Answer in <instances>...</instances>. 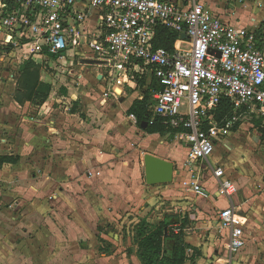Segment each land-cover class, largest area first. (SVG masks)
Here are the masks:
<instances>
[{
  "label": "crops",
  "instance_id": "obj_1",
  "mask_svg": "<svg viewBox=\"0 0 264 264\" xmlns=\"http://www.w3.org/2000/svg\"><path fill=\"white\" fill-rule=\"evenodd\" d=\"M202 2L208 12L224 21L253 26L255 19L264 27V0ZM77 63L65 61L71 67L69 75ZM81 64V71L76 72L84 85L82 89L77 82L79 87H75L80 94L77 105L69 96L54 91L42 105L19 104L14 99L18 79H12L11 89V81H6L7 92L0 91V156L18 157L17 162L0 165V214H11L10 219L0 215V227L9 229L1 232L0 264H142L137 254L130 252L133 239L106 231L104 222L110 225L122 215H143L154 202L170 207L185 198L184 190L193 192L182 182L147 184L143 178L145 154L175 163L178 170L174 178L183 180L186 146L182 158L181 142L171 140L169 134L165 139L162 134L140 130L129 118L132 113L126 115L133 102L143 98L139 90L128 95L122 87L127 84L136 90L135 82L125 75L111 77L99 65L82 74L89 64L84 60ZM124 78L127 81H122ZM64 84L71 90L68 82ZM87 170L100 174L88 177ZM228 175L236 192L219 206L209 199L211 192L217 196L218 180L211 171L202 172L205 200L218 209V214L233 205L242 227L253 226L263 233L264 198L260 189H264V180L243 179L240 186L232 172ZM211 177L217 187L212 186ZM22 182L32 189L23 187L16 193L15 185ZM224 230L228 232L223 247L229 262L242 249L230 254L229 230ZM218 244L221 242L216 240L199 249V257L205 260L202 264H207L212 252L216 260L211 264H220Z\"/></svg>",
  "mask_w": 264,
  "mask_h": 264
},
{
  "label": "built area",
  "instance_id": "obj_2",
  "mask_svg": "<svg viewBox=\"0 0 264 264\" xmlns=\"http://www.w3.org/2000/svg\"><path fill=\"white\" fill-rule=\"evenodd\" d=\"M0 1L5 10L0 12L1 41L10 42L14 33L23 31L27 40L36 37L45 55L66 61L78 54L79 64L86 57L105 61L98 65L109 76L121 71L129 78L134 73L151 84L148 123L160 119L187 148L182 172L188 176L182 185L204 193L199 180L207 169L218 180V194L233 196L236 186L226 168L210 157L218 142L233 133L243 112L264 122L262 24L255 19L253 26L224 21L208 12L202 0ZM160 25L179 34L172 49L156 47ZM224 99L232 114L219 121L216 110ZM129 118L138 124L135 114ZM94 174L100 172L87 170L88 177ZM237 213L230 205L218 217L220 226L229 230L231 255L246 245Z\"/></svg>",
  "mask_w": 264,
  "mask_h": 264
},
{
  "label": "rangeland",
  "instance_id": "obj_3",
  "mask_svg": "<svg viewBox=\"0 0 264 264\" xmlns=\"http://www.w3.org/2000/svg\"><path fill=\"white\" fill-rule=\"evenodd\" d=\"M1 4L2 2L0 1V12L1 10H4L2 9ZM34 40H36V37L34 36H31V39L27 40L23 31H21V33H14V39L10 42L0 40V91L2 90V92H7L6 87L8 85L6 84V81L8 80L11 81L8 86L11 89L13 84L12 79H18L19 77V66L22 65L26 59L33 58L38 63L42 64V78L52 84V91L56 92L57 95L60 96H69L72 101H76V105L79 104L80 94L76 92L75 87H79L77 82H80L83 89L84 84L82 79L78 77L79 73L76 71H81L82 64L80 65L77 63L78 65L75 66L74 73L69 75L71 67L65 64V61L53 59L48 54L45 55L41 49L36 46H39V44H35ZM14 41L18 42V44H13L12 42ZM40 43H42V41ZM84 54L89 55V53ZM86 59H88V57H86ZM70 60L77 62L80 60V56L76 54L74 57L66 58V61ZM94 66V64H89V66L85 65L86 69L83 70L82 74H85L88 71L87 68H95ZM115 74L122 75L121 71H117ZM95 75L96 73H93L94 79ZM122 81H127V79L124 78ZM67 82L70 84L71 90L66 88L64 83ZM122 87L128 95L137 90H139V93L143 95L145 89L144 86H140L137 83L136 90H130L131 88L127 84ZM115 94H119V92L115 91ZM76 108H78V106H76ZM127 114H129L128 111L126 115ZM140 128L141 127H139V129ZM234 132H236V134H231L226 139L218 142L214 153L210 157L211 162H219L226 168L229 174L232 172L233 179L236 180L240 186H242L241 184L243 183V179L244 181H247L248 179L255 177L262 178L264 180L263 120L257 118L249 112H243L239 117L238 129ZM162 137L167 139L168 136L162 134ZM171 140L176 139L173 138ZM168 143L171 144L170 141H168ZM179 144L181 145L179 154L180 157L183 158L185 156V145L181 143ZM11 149L15 150L13 147ZM175 169L176 171L178 170L177 165ZM206 170L204 169L203 171L206 172ZM184 174L185 177L188 176L187 172ZM21 175H23V171L21 172ZM143 178L146 181L144 157ZM210 179L212 180L211 182H213L212 186L217 187L213 178L211 177ZM201 180H204V177H201L199 183H201ZM181 182L182 180L175 176L174 180L170 183L180 185L179 183ZM205 185L208 188L211 187V184L209 183H205ZM23 187L28 188L30 185L28 183L23 184V182L20 184L18 183V185H15L16 193L21 192L20 189ZM257 188L259 189L261 187L258 186ZM260 190L263 191L261 197L264 198V189ZM184 191L185 193L183 196H185V198L181 199L182 201H176L177 203L175 202L170 207L160 206V202H154L150 205L149 210H147L143 215H122L117 218L115 222H109L110 225H108L107 222H104L103 225L106 226L104 228L107 229L106 231L114 232V234H121L125 237L132 238L134 247L130 248V252L137 254L138 246L134 242L136 225L143 218L147 219L151 223H158L164 219L165 216H168L170 217L169 219L171 223H173V226L181 225L183 227L186 240L189 239L197 245V249L190 252L194 255V258H196V260H194L195 262H187L186 264H196L197 262V264L205 263V260L199 257L201 256V251L199 249L203 247L204 244L214 243L216 240L221 242L220 245L218 244V247L221 250L220 258L217 259L220 264H264V232L259 233L258 228L249 225H247V227H243L244 234L247 239L246 246L238 253L237 257L234 256V259H230L228 262L226 260L227 256L225 253V246L223 247L225 237H228V232L225 231L218 222V209L216 207H211V204H209L210 202L205 200L204 193L202 195L194 192H188L187 190ZM209 199L219 206L226 203V198L218 195V193L217 196H215L213 192H211ZM0 215L1 217L10 219L11 214L5 211ZM4 230L8 231L9 229L6 227H0V236L1 232ZM214 260H216V257L212 252L207 264H211Z\"/></svg>",
  "mask_w": 264,
  "mask_h": 264
},
{
  "label": "trees",
  "instance_id": "obj_4",
  "mask_svg": "<svg viewBox=\"0 0 264 264\" xmlns=\"http://www.w3.org/2000/svg\"><path fill=\"white\" fill-rule=\"evenodd\" d=\"M179 34L163 25L158 27L156 35V47L172 49L174 43L178 40ZM57 59L58 55H49ZM19 77L17 87L14 93V99L19 104L30 102L35 105L45 103L52 92L51 83L42 78V64L33 58L26 59L19 66ZM129 79L140 86L146 85L145 81L138 79L134 73H129ZM151 84H147L142 99H136L128 112L133 113L138 118V126L144 121L149 122L151 113L149 111ZM232 114V106L226 99L222 100L216 110V118L221 121ZM239 121L232 127L233 131L238 129ZM144 130L148 133L169 134L172 138L175 133L167 127L160 119L153 123H148ZM17 156L3 155L0 156V165L5 162H17ZM170 217L165 216L158 223H151L147 219L141 221L135 227L134 242L138 246L137 256L142 264H186L193 262L196 258L190 252L196 250L186 240L183 227L171 223ZM195 262V261H194Z\"/></svg>",
  "mask_w": 264,
  "mask_h": 264
},
{
  "label": "water",
  "instance_id": "obj_5",
  "mask_svg": "<svg viewBox=\"0 0 264 264\" xmlns=\"http://www.w3.org/2000/svg\"><path fill=\"white\" fill-rule=\"evenodd\" d=\"M181 37L184 39L187 38L185 34H182ZM84 62L98 65L103 64L105 61L84 59ZM147 125L148 122L144 121L141 123V128H146ZM144 166L146 182L149 185L165 184L174 180L176 165L172 161L147 153L144 156ZM203 192L207 193L206 190H203Z\"/></svg>",
  "mask_w": 264,
  "mask_h": 264
}]
</instances>
